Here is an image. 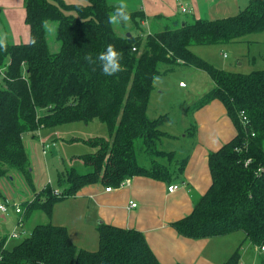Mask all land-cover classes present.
Here are the masks:
<instances>
[{
	"label": "trees",
	"instance_id": "1",
	"mask_svg": "<svg viewBox=\"0 0 264 264\" xmlns=\"http://www.w3.org/2000/svg\"><path fill=\"white\" fill-rule=\"evenodd\" d=\"M86 1L25 0L30 41L6 42V49L0 48V178L18 171L32 184L27 134L37 136L43 127L100 119L107 123L109 136L87 139L95 151L82 156L93 170L72 169L67 176L60 175L59 184L68 183L62 194H54L47 185L23 203L26 215L38 208L51 214L54 203L96 181L110 187L136 175L173 181L188 156L180 158L175 150L162 149L163 138L173 136L163 128L170 118L149 117L151 96L157 77L181 64L202 69L215 86L195 103V109L221 100L237 134L210 153L211 186L193 211L172 225L194 239L242 231L243 241L224 263L240 264L244 242L254 249L264 243V69L241 73L218 68L192 46L231 42L263 30L264 0H250L236 15L218 19L158 15L146 35L142 10H128L130 24L121 23L117 30L108 19L116 5L113 1ZM51 23L58 50L51 49L48 39ZM108 44L121 54L122 71L112 76L102 73L99 61L90 64L84 59L89 53L95 58ZM241 112L249 124L243 125ZM98 229L97 250L78 247L65 226L52 223L36 225L12 248H5L6 238L0 237V264H162L142 231L105 223ZM256 253L259 264H264V253Z\"/></svg>",
	"mask_w": 264,
	"mask_h": 264
},
{
	"label": "crops",
	"instance_id": "2",
	"mask_svg": "<svg viewBox=\"0 0 264 264\" xmlns=\"http://www.w3.org/2000/svg\"><path fill=\"white\" fill-rule=\"evenodd\" d=\"M112 1L115 4L118 2V0H111L110 2ZM248 2V0H126L128 10H142L144 12L146 20L142 22V26L146 32L150 31L151 22L158 15L174 18L175 20L218 19L236 15L246 7L245 5ZM182 6H186L188 10L183 12ZM25 19V0H0V22L3 25H0V35L6 34V42L18 44L30 41L31 27L26 23ZM182 66L191 67L188 68L191 73V91L196 90L199 85L206 86V90L201 95H196V99H192L189 104L195 103L215 86L214 80L208 72L202 69L184 64L179 67ZM181 82L186 83L183 80L179 81V83ZM180 86L184 89L189 85L186 83L185 86ZM162 87L163 85L160 84L159 89ZM191 91L188 92V95ZM45 128H41L36 136L38 137L37 146L41 149L44 157L53 148L57 147V141L41 137L40 133ZM55 128L58 130L60 126ZM163 128L168 131L166 125ZM60 133V130L59 132L56 131L55 135L60 136ZM236 134V125L224 103L219 99H214L193 111L191 125L187 127L184 134H181L183 135L182 137L195 138L196 144L193 146L191 153L177 154L180 158L188 156V161L179 177L168 182L153 177L136 175L131 177L132 181L129 185L112 187L111 190H107L109 186L104 185L100 181L89 183L80 187L74 195L67 197L73 201L71 206L73 209L69 210V215L67 211L63 213L62 218L66 220L73 219L77 224L75 229L82 227V231H85L88 223H95L92 226H94V231H96V240L91 242V244L94 246L98 244V248V228L100 224L105 223L142 231L151 249L162 264H224L239 246L226 248V251H224L220 244L216 242L217 237L220 236L197 239L186 237L180 234L172 223L189 215L194 209L195 202L208 191L212 183L210 153L219 150L224 144L230 142ZM172 135L173 138L181 136L179 134ZM46 141L55 142L56 145L50 148L47 153H44L42 142ZM28 155L31 162L32 154L28 153ZM72 169L69 171L68 169L66 171L63 170L62 174L69 173ZM31 171H34L33 167ZM174 183L179 184L180 188L170 192L168 186ZM47 185H51L53 189H58L59 191L63 189L59 186H52L51 178L47 180L43 188ZM0 199L8 201L9 197L5 192L0 191ZM130 202H135L137 205L131 206ZM56 203L53 206H56ZM37 210H42L47 214L48 223L65 226L72 241L78 247L92 250L83 243L84 238L79 237V239H76L71 234L69 223L54 221V211L53 214H49L44 209L38 208L26 215V207L22 208L23 213L20 214L21 217H17V223L13 230L4 233L0 232V237L6 238L4 242L5 248H12L32 233L36 225L29 229L31 230L29 235H23V233L27 232V228H25L27 222L25 223L24 221L31 219ZM1 213L0 217H2ZM16 214L17 216L19 215L18 213ZM21 218H23V221L21 226H19L18 222ZM14 232L19 233L18 237L12 236ZM240 251L243 262L246 264H259L260 255L256 253L251 243L247 244V242H244L240 247Z\"/></svg>",
	"mask_w": 264,
	"mask_h": 264
},
{
	"label": "rangeland",
	"instance_id": "3",
	"mask_svg": "<svg viewBox=\"0 0 264 264\" xmlns=\"http://www.w3.org/2000/svg\"><path fill=\"white\" fill-rule=\"evenodd\" d=\"M63 1L66 3H87L86 0ZM126 24L128 26V23ZM0 25H2L1 22ZM120 26L121 25L116 24L115 28L121 30ZM54 31L55 24L51 23L49 25L48 39H50L51 49L58 50L59 43L55 40ZM137 31V29H134V33H137ZM143 34L146 35L147 32L145 31ZM56 43H58V45ZM192 49L200 57L207 59V61L215 67L228 71L249 73L257 69H264V29L249 33L235 41L208 45H194ZM188 68L191 67H176L172 72L157 77L156 91L152 94L148 115L150 118H156L162 114H167L170 120L166 122L165 125L166 129L172 134L181 135L185 133V130H187V127H189L193 121V111L195 110V103L198 100L195 103H189L192 99H196V95H201L206 90V86L204 85L197 86L196 90H190L191 73ZM180 80L185 81L189 86L184 89L181 88L179 83ZM160 84L163 85L161 88L163 91L159 89ZM190 91L191 93L188 95ZM59 130L61 131L60 136L55 135L56 131L59 132ZM40 135L42 138L57 141V147L53 148L48 155L44 157L41 149L37 146L38 137L31 133L25 136L26 149L29 154H32L31 168H34V171L31 172L33 177L32 184L21 173H18V171H13L9 177L0 178V191L5 192L9 197L7 202L10 206L8 212H0L2 215V217H0L1 233L13 230L17 223V217H21L20 214L17 216L15 205H21L22 208H25L22 204L23 201L35 198L36 194L42 190L49 178L52 180V186H59L64 189L68 185L67 180H65L63 184H59L58 181L63 170L66 171L68 169L69 171L72 168H76L82 173L93 170L91 166L85 164L82 157V155L93 151V148L86 140L96 136L108 137L109 128L107 123L100 119H94L90 122L81 120L63 124L58 130L57 128L46 127ZM182 136L183 135L178 138H163L161 143L162 149H174L180 155L188 154V152L191 153L193 146L196 144V139L189 136ZM140 156L144 161L143 163L148 164V159L144 158V155ZM145 159H147V162ZM64 174L66 175L68 173L66 172ZM66 179H68V177H66ZM72 202L70 198L57 201L56 206H53L52 210V214L54 211V221L69 223L71 234L75 236L76 239L82 237L84 238L83 243L86 244V247L92 250L97 249L98 244L96 246L91 244V242L96 240V231H94L95 228L92 226L95 223H88L85 231H82V227L75 229L77 224L73 219L66 220L62 218L63 213L67 211L69 215V210L73 209L71 208ZM24 222H27L25 226L27 232L23 233L25 236L30 234L29 231L31 230L29 229L31 227L37 224L48 223V217L44 211L37 210L34 212L31 219H27ZM217 238L216 242L226 251V248L239 246L244 239V233L242 231H234L228 235ZM248 243L249 242H247V244Z\"/></svg>",
	"mask_w": 264,
	"mask_h": 264
},
{
	"label": "clouds",
	"instance_id": "4",
	"mask_svg": "<svg viewBox=\"0 0 264 264\" xmlns=\"http://www.w3.org/2000/svg\"><path fill=\"white\" fill-rule=\"evenodd\" d=\"M108 19L109 23L112 25L130 22V14L126 0H118L113 13L109 15ZM32 43H35V40H33ZM6 47V34L0 35V48L6 49ZM84 59L90 64L99 61L101 71L106 76H112L122 71L120 63L121 54L112 44H108L105 50L98 53L95 58H93L92 54L89 53L84 57Z\"/></svg>",
	"mask_w": 264,
	"mask_h": 264
},
{
	"label": "built area",
	"instance_id": "5",
	"mask_svg": "<svg viewBox=\"0 0 264 264\" xmlns=\"http://www.w3.org/2000/svg\"><path fill=\"white\" fill-rule=\"evenodd\" d=\"M187 10H188V9H187L186 6H182V11H183V12H186ZM135 49H136V48L134 47V50H135ZM180 85L185 86L186 83L181 82ZM240 117H241V120H242L243 125H247V124H249L250 120H249V118L247 117V115L245 114V112H241V113H240ZM252 135H255V134L252 133ZM55 145H56L55 142H47V141H46V142H42V149H43V152H44V153H47V152L50 150V148H52V147L55 146ZM250 161H251V159L249 158V159L247 160L246 163L248 164ZM131 181H132V178H131V177H128V178H126V179L120 184V186L122 187V186L129 185V184L131 183ZM179 188H180V185L177 184V183H174V184H171V185L168 186V190H169L170 192H174V191L178 190ZM111 189H112V187H110V186L107 187V190H111ZM53 193L56 194V195H61V194H62L61 191H59L58 189H54ZM130 204H131V206H136V205H137L135 202H130ZM9 209H10L9 203H8L7 201H4V200H1V199H0V211H1L2 213H6V212L9 211ZM15 211H16V213H18V214L23 213V211H22V207H21L20 205H15ZM22 221H23V218H21V219L19 220V222H18V225H19V226H21ZM18 235H19L18 232H14V233L12 234L13 237H18ZM255 249H256V251H257L258 253H264V243L261 244V245H256V246H255ZM0 257H1V256H0ZM240 264H246V263L242 261Z\"/></svg>",
	"mask_w": 264,
	"mask_h": 264
}]
</instances>
